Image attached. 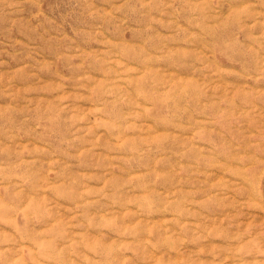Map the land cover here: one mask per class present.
<instances>
[{
	"label": "rangeland",
	"instance_id": "rangeland-1",
	"mask_svg": "<svg viewBox=\"0 0 264 264\" xmlns=\"http://www.w3.org/2000/svg\"><path fill=\"white\" fill-rule=\"evenodd\" d=\"M0 264H264V0H0Z\"/></svg>",
	"mask_w": 264,
	"mask_h": 264
}]
</instances>
